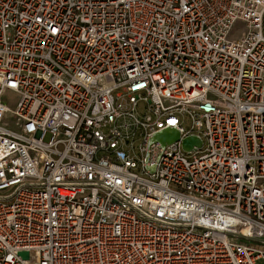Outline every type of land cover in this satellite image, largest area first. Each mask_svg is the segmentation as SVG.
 <instances>
[{"label": "built area", "instance_id": "1", "mask_svg": "<svg viewBox=\"0 0 264 264\" xmlns=\"http://www.w3.org/2000/svg\"><path fill=\"white\" fill-rule=\"evenodd\" d=\"M0 264H264V0H0Z\"/></svg>", "mask_w": 264, "mask_h": 264}, {"label": "water", "instance_id": "2", "mask_svg": "<svg viewBox=\"0 0 264 264\" xmlns=\"http://www.w3.org/2000/svg\"><path fill=\"white\" fill-rule=\"evenodd\" d=\"M179 136L180 134L176 127H167L154 133V135L150 138V141H158L161 146H164L166 143L177 140ZM182 142L184 150H190L193 145H197L198 147L202 145V139L194 135L186 136L183 138ZM151 169L153 170V167Z\"/></svg>", "mask_w": 264, "mask_h": 264}, {"label": "rangeland", "instance_id": "3", "mask_svg": "<svg viewBox=\"0 0 264 264\" xmlns=\"http://www.w3.org/2000/svg\"><path fill=\"white\" fill-rule=\"evenodd\" d=\"M12 93H10L9 91H6L4 93V96H3V100L7 103L10 104V106H12L14 104L13 100H12ZM14 98V97H13ZM182 125L185 127V128H188L189 127V120L187 118L183 119L182 120Z\"/></svg>", "mask_w": 264, "mask_h": 264}]
</instances>
